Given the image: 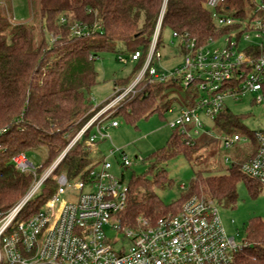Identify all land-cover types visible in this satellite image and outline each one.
Segmentation results:
<instances>
[{"label":"trees","instance_id":"1","mask_svg":"<svg viewBox=\"0 0 264 264\" xmlns=\"http://www.w3.org/2000/svg\"><path fill=\"white\" fill-rule=\"evenodd\" d=\"M257 0H224L217 11L245 19L256 9ZM164 0H29L33 21L13 24L0 12V211L8 212L28 192L34 182L31 173L17 171L12 159L28 150L44 146L47 158L42 170L50 166L68 147L71 139L93 117L96 110L91 98L98 84L96 61L105 53L122 55L141 51L142 59L135 63V73L144 64ZM207 0H168L163 17L158 50L162 52L164 33L188 35L198 46L210 39L227 34L229 29H218L211 12L205 8ZM12 11V7L9 6ZM75 24L86 26L91 34L76 37ZM137 75V74H136ZM131 81H130V80ZM134 77L117 85L129 86ZM140 92L119 109L120 117L136 124L154 113L162 117L175 104L189 106L192 98L181 96L180 84L169 81L151 83L145 80ZM177 92L176 97L167 93ZM220 134L243 133L250 138V151L242 160L233 163L228 174L213 175L208 171L195 174L188 191L170 205L165 204L155 189L172 184L165 170L156 166L183 156L189 162L200 158V150L216 143L214 136L205 135L186 144L173 130L166 146L153 154V180L133 177L129 183L128 202L121 214L125 226L134 228L143 217L154 224L169 214H178L184 203L194 195L210 197L227 208L238 203L237 185L244 181L253 197L260 195L264 186L245 175L242 165L252 159L258 144L253 131L242 124V117L224 110L215 121ZM239 133V134H240ZM237 149V148H236ZM241 150V149H237ZM92 165L89 152L82 143L76 144L48 179L41 194L23 209L18 217L24 221L39 212L57 188V178L65 174L74 180ZM42 170H40L42 172ZM167 181V182H166ZM244 247L236 257V264H264V221H251Z\"/></svg>","mask_w":264,"mask_h":264},{"label":"built area","instance_id":"2","mask_svg":"<svg viewBox=\"0 0 264 264\" xmlns=\"http://www.w3.org/2000/svg\"><path fill=\"white\" fill-rule=\"evenodd\" d=\"M167 1L163 2L144 64L132 83L116 90V98L93 115L43 176L36 177L37 171L25 153L12 159L17 171L34 174L35 179L15 206L8 212L0 211V264H236L245 244L228 236L217 202L208 197L194 195L178 214H169L154 224L140 217L136 227L125 226L121 214L127 207L129 184L124 175L112 174L109 160L118 155L122 168L130 167L131 162L122 149L110 148L108 156L100 149L110 140L107 131L120 126L117 119L105 120L104 114L125 98L135 96L145 80L163 84L174 81L190 92V105H178L179 114L169 123L186 144L208 135L219 139L228 151L247 141L239 133L216 136L214 125L228 109L227 100L256 94L255 103H264V0H257L256 9L245 19L219 13L217 8L224 0H207L205 8L211 12L215 26L229 32L202 46L188 35L173 33L181 65L173 71L159 72L157 66L162 65L164 55L158 50V42ZM4 7L0 2V12ZM72 34L87 37L91 32L75 24ZM142 57V52L136 51L120 55L119 61L135 64ZM174 110L173 106L168 112ZM206 122L213 124L211 130ZM253 134L258 149L241 170L264 186V131ZM79 143L89 152L91 167L74 180L60 175L44 207L19 221L23 209L41 194L66 154ZM66 195L69 200L63 199ZM107 232H114L116 238L110 240Z\"/></svg>","mask_w":264,"mask_h":264},{"label":"rangeland","instance_id":"3","mask_svg":"<svg viewBox=\"0 0 264 264\" xmlns=\"http://www.w3.org/2000/svg\"><path fill=\"white\" fill-rule=\"evenodd\" d=\"M0 2L5 4L2 13L7 15L13 24L31 23L33 21V12L29 0H0ZM9 6L12 7V11L9 9ZM163 36L164 47L162 53L164 55V61L162 65L157 66V69L159 72H163V69L173 71L181 65L182 58L174 46L175 40L172 38V34L166 31ZM120 55H122V52L118 49L115 53L103 54L96 61L98 84L91 92V98L94 103L93 109L96 110L95 114L116 98V90L118 88L128 87L127 84L131 80L129 79L130 81L125 83V86L117 85V88H115L116 82H122L129 77H136V64L132 62H129L127 65L122 64L119 61ZM178 95L174 91L167 93L169 97H176ZM135 96L125 98L104 114L103 118L105 120L117 119L120 126L115 129H109L107 133L110 135V140L100 145L103 155L108 156L109 149L114 147L122 149L128 156L131 162V166L128 168L120 167V157L118 155L109 160L113 164L112 174L116 177L124 175L127 184L132 181L134 176L145 177L148 180L154 179V174L157 170L154 173L150 172L154 163L152 156L166 146L168 139L173 133V130L169 127V123L179 114L178 104H175L174 113L167 112L164 114V117L160 113H154L149 118H143L136 124H131L124 117H120L119 109ZM181 96L184 99L187 96L188 98L192 97L191 95H186L184 92H181ZM255 98L256 94H249L238 101L233 99L227 100L226 106L233 114L242 117V124L247 130L264 131V103L257 105ZM206 124L207 128L211 130L213 124L210 122H206ZM217 135L220 134L216 132ZM240 135L244 139H247V141L241 142L232 150H224L222 142L218 139L216 143L200 150V158L193 160L192 163L185 157L180 156L156 166L158 169L165 170L166 179L169 180L168 183L170 182L172 184L171 187L165 189L156 188V194L165 204L170 205L177 202L182 195L186 194L197 172L208 171V173H212L213 175L228 174L231 165L242 160L244 155L250 151L251 140L243 133H240ZM236 148L241 150H237ZM25 154L28 161L37 171L36 177L38 179L60 157L50 166L46 167V170H42L47 158V150L44 146H41L37 150H28ZM33 176L35 179L34 174ZM53 178L51 177V182L54 180ZM182 186H186V190H183ZM237 194L238 203L234 209L227 208L223 203L215 201L219 206L222 222L228 236L234 238L237 243H243L247 238V231L251 221L254 219L264 221V189L259 196L253 197L246 183L242 181L237 185ZM208 198L212 199L210 197ZM63 199L69 200V196L66 195ZM107 234L110 240L116 238L114 232H107ZM119 239L121 238L119 237ZM119 246L121 245H116L118 250H120Z\"/></svg>","mask_w":264,"mask_h":264}]
</instances>
